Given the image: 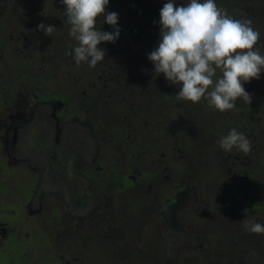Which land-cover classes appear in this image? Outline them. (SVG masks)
<instances>
[{"label":"flooded vegetation","instance_id":"af4514ba","mask_svg":"<svg viewBox=\"0 0 264 264\" xmlns=\"http://www.w3.org/2000/svg\"><path fill=\"white\" fill-rule=\"evenodd\" d=\"M30 3L31 5L25 6L21 0H0V29L2 28L3 33L0 34V51L17 59L11 66L19 71L11 79L10 85L0 84V264H113L116 256H122L120 253L125 250L126 253L129 251V244L136 236L127 235L128 228L124 225L133 212L140 219L137 224L141 227L136 233L151 223L149 215L155 216L152 222L158 226L153 229L151 236L147 235V245L154 252L149 259L136 263H127L122 256L120 264H230V242L222 241L221 236L233 238L234 232L230 231L233 225L230 226L228 220L222 221L221 229L216 232L212 230L213 237L207 238V228L199 234L193 231L195 226L189 229L187 224H183L182 221L186 219L184 216H191V212L186 209L192 194L198 196L196 189L199 185L195 187V183L192 185V181L183 179L178 181L179 175L175 181L165 174L167 170L157 158L147 159V150L144 149L148 144L146 137L139 141L137 134L132 136L131 126L124 120H118L123 101L119 94L110 92L109 87H99L100 80L91 87L78 91L71 86V91L64 90L62 84L56 89H46L49 73H62L64 70L79 72L70 55L76 41L70 37L69 31L67 34L60 31L57 35H45L38 28H32L46 40L56 42L50 53L36 54L37 48L33 43L37 37L36 31L31 32L30 27L19 23L22 11L26 7L42 9L47 18H55V8H65L62 0H32ZM51 9L54 11L50 12ZM140 17L145 23L146 14H141ZM50 24V19H47L46 26ZM97 28L107 32L109 26L107 29L97 24ZM124 44L125 48H115L114 43L99 45L107 52V59H119L113 66L102 67L97 63L99 69H81L84 79L82 76H73L79 79L78 82H89V76L98 69V73L102 74L98 78H102L107 86L112 82V85L120 83L114 81L119 76L121 67L125 66L122 64L123 56L119 58V49L126 51L133 48L136 52L141 48L137 42L134 46L128 44L125 38ZM20 55L27 60L22 66L19 64ZM36 64L40 66V74L32 76L31 71ZM25 68L29 72H22L23 76L20 70ZM63 77L64 74L62 80ZM121 81L119 86L123 87H118L120 92L123 89L128 92L133 88L135 90L136 87L125 86L126 80ZM158 91L162 92L163 87L162 90L161 87H155L153 94L157 95ZM116 99H120L119 105L116 104ZM165 102L166 100L163 101L162 108ZM139 115L141 116L140 112ZM111 151H116L120 156L117 157L116 154L114 158L118 165H111L109 158H106L108 154L111 155ZM140 160H143V164L138 173L145 170L144 163L150 160L156 165L159 182L166 181L168 184L184 187L177 191L175 186L172 193L168 192L174 199L172 203L165 205L162 202L164 193L158 183L150 187L149 182H135L134 189L130 187L124 191L134 190V194H126V198L114 192L116 184H120L118 177L127 175L137 167L133 163ZM225 164L228 165V162ZM4 173L14 174L19 182L14 187L5 186L4 183H8L9 179L3 178ZM115 173L117 174L114 175ZM228 175L222 182L219 193L227 191L229 195L219 207L223 204L230 208L234 206L233 211L229 209V214H232L235 209L242 210V205L234 197L238 192L232 191L233 187L236 189L238 186L237 178L230 172ZM128 178L137 180L136 176L130 174ZM143 192L145 197H142ZM255 192L254 199L259 203L262 201L261 193L257 190ZM113 196H117L116 202L123 204L125 209L127 203L135 202L137 205L132 207L134 211L128 208L129 212L119 214L113 206ZM120 199H127V202H120ZM109 208L110 213H107ZM139 210L145 218L139 215ZM102 211L105 213L102 214ZM214 214L215 211L210 216ZM208 219L205 213L197 212L194 215V220H199L204 227H209ZM260 238L253 237L255 244L251 243L247 251L255 250V245L261 247L259 244L263 241ZM211 241L212 247L215 244L218 249V257L211 259L212 261L204 259L210 255L208 248ZM222 242L227 246H221ZM198 247L205 252V256L194 260V251L190 255L187 253ZM263 248H259L261 250L258 257L255 253H250L253 258L256 257V264H264ZM180 251L184 252L181 257ZM113 252L116 256H113ZM161 258L163 261L159 260Z\"/></svg>","mask_w":264,"mask_h":264},{"label":"trees","instance_id":"16d2710c","mask_svg":"<svg viewBox=\"0 0 264 264\" xmlns=\"http://www.w3.org/2000/svg\"><path fill=\"white\" fill-rule=\"evenodd\" d=\"M111 1V4H108L106 8L107 12H115L119 16L117 26L120 29V35L118 40L114 43L115 48H125L124 38L128 41V44L132 46H134L136 42L141 46L135 53H132L129 57L127 56L129 58L128 64L126 63L125 66L121 67V72H118L119 76L116 77L114 81L121 83V80H127L128 73L133 76L129 83L133 80H137L138 82L139 77L144 73L147 72L149 74V72H155L153 63L149 61L147 57L152 51L151 49L157 47L160 41L161 26L159 21L162 6L159 7L158 0H136L135 2L129 0ZM238 5L245 7L248 5L249 9L247 10L252 14V11H254L253 3L251 0H230L229 4L226 6L230 17L239 20H248L251 15L250 13V15L247 14L245 17L236 15ZM52 8H55V6H52ZM55 9H57L56 17L49 18L50 25L52 26L56 22H61V24L58 25L56 23L55 26H57L58 29L52 33L57 35L58 32L62 31V34H67L70 26L65 23L66 18L63 14L65 9L60 8L59 10L57 7ZM141 14H146L148 19H146L145 23H151V25H153L152 28L149 29L144 26V19L140 17ZM97 24L105 28L109 26L107 32L113 31L112 26L103 22V17L98 19ZM99 30L102 31V29ZM255 30H258L260 33L257 44L260 43L261 47H263L264 29H260L258 26ZM257 44L254 46H257ZM104 45L107 46L106 44ZM119 51V56L121 54L125 55V51L120 49ZM263 53L264 50L262 51V54ZM219 75L220 72L217 70V76ZM107 82L108 84L110 83L108 80ZM120 83H115L116 87H123L122 85L119 86ZM248 83L249 85L247 86L245 84L243 85L245 90L252 95V99L258 98L263 92L262 87L247 88L254 86V79ZM112 84L113 82L109 86L112 87ZM157 87H161L162 90L160 84ZM174 87L178 86L175 85ZM174 87H171V89L166 92L158 91L159 94L157 93V97L150 95V93L155 90V87H144L143 90L148 93V98L145 101L139 100L137 98L139 96L123 89V91H121L122 99L127 94H129V98L121 101L118 120L120 122H122V120L126 121L131 126L132 136L134 137L135 134H137L136 136L139 137V141H143V138L146 137L145 141H147L148 144L145 145L144 149L147 150V159L150 157L157 158L166 168L167 172L165 174L175 179V181H177L178 175L183 171L187 174L191 171L193 173V178L195 180L198 179L200 174H197L196 166L201 170L203 161L212 165L213 163L211 162H214V160L217 162L223 161L221 155H223L224 150L219 147L218 141L221 137L228 134L232 125L234 127L233 129L243 133L251 141V151L248 153H243L233 148L232 151H227L224 154L226 155L224 158L227 159V161L224 162H228V165H230L228 167L232 171V176L237 178L236 180L239 187H236V189L233 187L232 191L233 193L238 192V194H234V197L236 201L242 205V210L236 209L234 213L229 214V209L233 211L234 206L230 208L229 205L223 204L220 208L219 205L221 201L213 194L217 206L215 213H219L225 221L226 218H236V220H238V225L240 227L238 232L240 243L243 245L242 249L244 252H249L247 249L251 247L253 237H261L260 239L264 242V233L260 235L251 233L244 226L246 220L258 219L255 221L261 223V219H264V169H261V167L264 168V106H261V104L254 105L252 102L251 104H247L244 102L243 98H239L236 101L235 108L221 112L214 107H210L208 101L202 98L199 102H191L193 103L192 106L184 107L185 113L190 116L191 121L189 124H191L189 125L190 127L188 126L185 128L182 133V127L178 125L176 119L177 101L173 99L172 92ZM139 88L143 87H136V92H139ZM104 98L107 97L104 96ZM164 100H166V102L164 103V108H162ZM225 115H228L231 119L226 118ZM141 118L143 119L141 120ZM191 125H193L192 128ZM228 156L231 157L227 158ZM185 157L193 159L194 162L187 161L186 163H181V158L186 159ZM142 161L143 160L134 162L133 165L136 164V168L129 169L130 172L127 175H120V177H118L120 184L117 183L114 189L112 188L114 192L126 198V194L132 195L134 194V190H127L125 193L124 191L130 187L134 189L135 182L140 183L141 180L144 184L149 182L150 184H148L150 187H154L155 184L158 183L162 186L161 191L164 193L163 197H161L162 202H164L165 205L172 203L174 199H172V196H169L168 192L172 193L175 186L177 187V191H181L184 187L180 185L177 186V184H168L166 181L159 182L156 165L151 167L148 166L149 168L147 170L145 168L143 172L138 173L139 167L143 164ZM177 162H179V164H177ZM196 162L198 165H196ZM148 163H150V160H146L144 165L147 166ZM207 164L204 168L207 167ZM238 164L240 166H237ZM234 166H237L238 170H234ZM199 169L198 173L200 171ZM116 174L117 173L114 175ZM129 174L134 177L136 176L137 180L132 181V179H129ZM212 176L213 175L210 176L209 172H206V174L203 173L196 192H203L207 190V188L210 191L215 190L219 192L222 182L226 180L227 175L226 173H217V176ZM195 187H197V185H195ZM256 190L261 193L260 197L262 201L259 203L254 199ZM222 203L223 201L221 204ZM136 205L135 202L131 201L129 204L130 211H134L132 207L135 208ZM137 210L138 209H135V211ZM139 212V215L145 218V216H142L141 210H139ZM226 212L227 214H225ZM133 213H131V217L128 216L125 220L124 225L128 228L127 231H131L132 234L135 235L136 231H138L141 226L137 224L138 222L140 223L139 216ZM113 227H115L114 224ZM195 237L200 238L196 235ZM212 243L213 241H211V246ZM253 244H255V242ZM221 246L224 247L227 245L222 242ZM210 247L208 248L209 252L211 250ZM254 247L256 249H251L250 253H255L258 257L261 249L256 245ZM100 256L106 259L103 255Z\"/></svg>","mask_w":264,"mask_h":264},{"label":"clouds","instance_id":"9594fccd","mask_svg":"<svg viewBox=\"0 0 264 264\" xmlns=\"http://www.w3.org/2000/svg\"><path fill=\"white\" fill-rule=\"evenodd\" d=\"M62 3L69 35L76 41L70 53L72 59L77 65L84 62L95 67L105 59V51L99 45L115 43L119 38L118 14L106 12L109 0ZM101 17L112 26V32L97 28ZM159 24V44L147 58L157 76L162 74L169 84L179 87L178 101L196 103L204 98L210 107L221 112L235 108L239 98L251 104L252 95L243 85L260 79L264 55L254 48L260 33L250 20L230 17L215 0H189L179 7L175 0H167L160 10ZM38 30L49 35L56 28L41 23ZM218 143L228 152L233 148L243 153L251 151V141L236 129H231ZM244 226L251 233H264V224L255 219L246 220Z\"/></svg>","mask_w":264,"mask_h":264},{"label":"rangeland","instance_id":"374dc122","mask_svg":"<svg viewBox=\"0 0 264 264\" xmlns=\"http://www.w3.org/2000/svg\"><path fill=\"white\" fill-rule=\"evenodd\" d=\"M32 0L30 1H21L25 6H29L31 5V2ZM131 2H135L136 0H129ZM159 2V7L164 5V3L167 2V0H158ZM229 1L230 0H215V3L217 4V6L219 8H222L224 9L226 12H227V9H226V6L229 4ZM111 0H109V4H111ZM189 2V0H175V3H176V6H183V4H187ZM251 2L253 3L254 5V11H252V14L251 12H248L247 9H249V6L247 5V7L245 6H242V5H238V8L236 10V15L237 16H240V17H245V15L249 14V18L248 20L251 21V26L254 28V29H257V27L259 26L260 29H264V0H251ZM161 7V8H162ZM2 10V9H1ZM50 12H53L54 10L51 9L49 10ZM227 14L229 15V12H227ZM47 18L43 12V10H38L36 8H32V7H26L21 15L19 16V23L27 26V27H30L31 29H29L31 32L33 30L36 31V39H34L33 43L35 44L36 48H37V51H36V54L39 53V52H43V53H50L51 51H53V47L56 45V42L53 41V40H46L44 37H42L41 35L38 34L37 30L36 29H32V28H38V25L43 23V24H47ZM148 19V17H147ZM144 26L147 27V28H152L153 25H151V23L147 24V23H144ZM56 29H58L57 26H55ZM24 32V31H23ZM0 34L3 35L2 33V28L0 29ZM25 34V32H24ZM26 35V34H25ZM263 41V40H262ZM254 48L256 49H259L260 53L262 54V51L264 50V42H263V47H261V44L258 43L257 46H254ZM150 49V48H149ZM153 50V49H151ZM106 51H105V55H106ZM132 53H135L134 49L131 48V49H127L125 51V55L124 54H121L119 56V58H122V64L125 65L128 61H129V56L132 54ZM264 55V53L262 54ZM128 56V57H127ZM17 61V59H13L11 57H8V55H6L5 52L3 51H0V84L1 85H10L11 83V79L16 77L17 76V73H19V71H16L12 68V63H15ZM119 61V59H115L112 58V59H107L105 57L104 60L98 62L99 64L103 65L102 67H105L106 65H111L113 66V64L117 63ZM27 60H25L22 55H20L19 57V64L22 66V63H26ZM38 63V60L36 61ZM128 64V63H127ZM39 67L37 64L34 65V68L32 69L31 73L33 74L32 76L36 75V74H40V70H39ZM78 67L80 69H78ZM95 67H98V66H95ZM88 68H92L89 66L88 63H84L82 62L81 64L79 65H76V70H79V72H76L75 70V73H72L71 70H64L62 71V73L59 71H54V72H51L48 74V82L45 84L46 86V89H56L58 88V86H60V84L63 85V89L64 90H69L71 91V87H76V90H80V89H85L87 87H91V85L93 83H96L98 80L101 81V86L99 87H109L110 88V92L114 93V94H119V97L121 98V92H120V89L118 87H115V85L112 87L110 86H107L106 84H104V80L102 78H98V76H102V74L100 75V73H98V69L100 67H98V69H95L93 75L89 76V82L87 81H80L78 82V78H76L75 76L73 75H78V76H82V78L84 79L83 77V73L81 71L82 70H87ZM50 70L52 71V68H50ZM28 73L29 72V69H21L20 70V73L23 75V73ZM64 74V77H63V80H62V76ZM133 78V76L129 75L127 73V80L125 81V86L126 87H157L159 84L163 87V91L162 92H166V91H169L171 89V87H174L175 85H171L169 84L168 81H166V79L164 78V76L161 74L159 76H157L155 74V72H149V74L146 72L144 73L142 76L139 77L138 79V82L137 80H133L131 83H129L130 79ZM20 80V78H19ZM99 81V82H100ZM21 82V81H20ZM27 83V82H25ZM129 83V85H128ZM20 84V83H18ZM117 84V83H116ZM245 85H249V83H245ZM71 86V87H69ZM245 86V87H246ZM252 87H262L263 89V92L258 96V98L256 99H252V103L254 105H257V104H261V106H264V72L261 73V76H260V79H254V86H251V87H247V88H252ZM16 88H22V87H16ZM108 91V90H107ZM133 93L135 94L136 96H139L137 97L139 100L141 101H145L147 100L148 98V95H147V92L145 90H142L141 88H139V93L135 92L134 88L130 91V93ZM173 99H175L177 101L176 103V106H177V110H176V119H177V123L179 126L182 127V133L183 131L185 130V128H187L190 124L189 122L191 121L190 120V116L188 114L185 113L184 111V107L185 106H192L193 103L189 102V101H178L176 99V95L178 94L179 92V87H174L173 89ZM109 93V92H108ZM107 93V94H108ZM75 94V93H73ZM159 94V93H158ZM151 96H156V93L153 94L150 93ZM68 96H70V92L68 93ZM129 98V94H127L123 100L125 99H128ZM116 104L119 105V102H120V99H116L115 100ZM180 105H179V104ZM226 113V112H225ZM226 118L228 119H231L228 115H225ZM254 123V122H253ZM193 125H191V128H192ZM190 127V126H189ZM233 125L231 127V129H233ZM116 152V151H115ZM113 151H111V155L108 154V157L106 156V158H109L110 160V164L113 165V164H117L118 165V161H116L114 158H115V155L117 154V152L115 153ZM227 151H224L223 152V155H221V158L223 161H216L214 160V162H211L213 163L212 164H207V162L203 161V166L201 165V170L197 167V174H206V172H209L210 173V176L213 175L212 177L214 176H217V173H226L227 176L228 175V172L232 173L231 169H229L228 165L225 164L224 161H227V159H225L224 157H226V155H224ZM117 157H120L118 154H117ZM231 156H228L227 158H230ZM186 159L184 158H181V163H186L187 161H191V162H194L193 159L189 158V157H185ZM225 159V160H224ZM208 160V159H207ZM212 161V159H211ZM215 163V164H214ZM177 164H179V162H177ZM207 164V167L204 168V166ZM196 165L197 162H196ZM151 166H154L152 164V162L148 163L147 166L145 165L144 168H146V170ZM237 166H240L239 164ZM237 166H234V170H238V167ZM198 169L200 170L199 173H198ZM261 169H264L263 167H261ZM193 173L190 171L188 174L185 173L184 171L181 172L179 174V178H178V181L180 179H183V180H187V181H192L194 185H199L200 182H201V176L199 175L198 176V179H196V182H195V179L193 178ZM3 178L4 179H9V182L8 183H4L6 184L5 186L7 185H10L11 187H14L15 184H17L19 182V178L17 176H15L14 174L12 173H4L3 175ZM214 184V183H213ZM236 186V184H235ZM238 187V186H237ZM205 188V187H204ZM214 192V193H212ZM203 193H207V195H203L202 193H198V196L197 195H193L192 194V198L190 200V203H189V207L188 211L191 212V216L189 214H186L184 216V219L182 222L183 224H187L189 229L193 228V226H195L194 230L193 231H197L199 234H200V231L203 230L204 228H207L208 229V234H207V238H210V237H213V234H212V230H215L216 231H219L221 229V225H222V221H225L223 220L222 216L219 214V213H216L214 215H211V213H214L215 209H217V206H216V202L214 200V196L213 194L219 199V201H222L224 198L226 200V196L229 195V192L225 191V192H217V191H210L208 188L207 190L203 191ZM7 197H9L7 195ZM114 197V207L119 211L120 214H123L124 212H129L128 208H129V203L126 204V209L123 207L124 205L121 204V203H118L116 202L117 201V196H113ZM134 197V195H133ZM142 197H145V193L143 192L142 194ZM224 200V201H225ZM119 201V200H118ZM123 201H126L127 202V199H120V202H123ZM221 203V202H220ZM237 203V202H236ZM236 210V209H235ZM197 212H200V213H205L206 214V217L208 218L209 217V227H204L202 224H200V221L199 220H194V215L197 213ZM105 213L104 211H102V214ZM107 213H110V208L108 210ZM150 217V221L151 223L145 225V228L143 226V230H141L139 233H135L136 236L133 238V242H130L129 244V251L126 253V250L124 252H121L120 254L122 256H124L125 260L127 261V263H136V262H142L143 260H147L150 258L151 254L154 252H151V249L149 248V246L147 245V235H152L151 233H153V229H155L158 224H154V222H152V220H155V216L154 215H149ZM191 217V218H189ZM192 220V221H191ZM226 220H228V222H230V226L231 224L233 225L232 226V230H230L231 232L233 231L234 232V237L233 238H228L227 236H221L222 238V241H229L230 242V253H231V262L230 264H256V257L253 258L251 255H250V252H244L242 250V244L240 243V238H239V232L238 230L240 229L239 227V222L238 220H236V218H226ZM261 224H264V219L262 218L261 219ZM213 225V227H211ZM127 235H131L132 232L131 231H127L126 232ZM134 235V234H133ZM99 239H101V237H99ZM102 240H105L104 238H102ZM101 240V241H102ZM234 241L236 242V244H234ZM100 243V241H99ZM181 243V241H180ZM119 243L117 242V245ZM205 245V243H204ZM206 246V245H205ZM259 246L261 247H264V242H260ZM260 247V248H261ZM210 255L208 257H205L204 259H212L214 260L216 257H218V252L216 253L214 250H218L216 245L214 244V246L210 247ZM264 249V248H263ZM161 250V249H160ZM192 251H194V255H193V259L194 260H197V259H202L201 256H205V252L202 250H200V248L198 247L197 250H191V252L187 253L190 255V253H192ZM183 253L184 252H181L179 253V257L183 256ZM113 256H116L115 253L113 252ZM122 256H119L117 257L116 256V259L115 261L113 262V264H120L122 261ZM115 258V257H114ZM161 261H163V259H159ZM211 260V261H212Z\"/></svg>","mask_w":264,"mask_h":264}]
</instances>
